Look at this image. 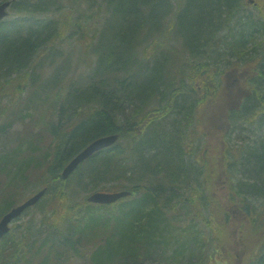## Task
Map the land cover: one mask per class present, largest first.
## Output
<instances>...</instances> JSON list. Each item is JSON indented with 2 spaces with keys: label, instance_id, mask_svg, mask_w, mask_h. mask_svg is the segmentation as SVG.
Here are the masks:
<instances>
[{
  "label": "trees",
  "instance_id": "trees-1",
  "mask_svg": "<svg viewBox=\"0 0 264 264\" xmlns=\"http://www.w3.org/2000/svg\"><path fill=\"white\" fill-rule=\"evenodd\" d=\"M7 1L10 14L0 22V103L32 91L38 60L60 58L74 36H86L96 62L86 86L74 77L61 80L60 112L68 109V119L65 129H52L55 145L41 158L47 192L33 215L0 242V264H142L165 254L167 221L185 206L209 229L215 260L225 253L232 221L242 218L256 238L247 242L256 253L250 264H264V0L0 3ZM61 69L47 91L57 86ZM230 71L240 72L236 91ZM126 110L128 118L119 121ZM197 113L209 136L220 132V147L211 143L203 155L187 148L185 131ZM239 128L252 136L228 144ZM115 134L114 147L62 180L64 167L85 147ZM2 158L0 166L10 159ZM89 187L133 195L95 205L87 202ZM15 206L0 205V219ZM190 227L174 258L199 241L197 225Z\"/></svg>",
  "mask_w": 264,
  "mask_h": 264
},
{
  "label": "rangeland",
  "instance_id": "rangeland-1",
  "mask_svg": "<svg viewBox=\"0 0 264 264\" xmlns=\"http://www.w3.org/2000/svg\"><path fill=\"white\" fill-rule=\"evenodd\" d=\"M174 5L175 7L178 6L177 1L174 2ZM76 34L78 35V32ZM85 37H81L82 40H80L79 36H74L75 42L72 44L65 41L64 51L60 53V58L54 61L50 59V54L47 56L43 54L44 56L38 60L39 64L36 65L38 67V82L35 81V88L32 91L30 88L21 92L15 97H7L0 103V159H3L2 156L10 158L9 162H3L0 166L1 206L8 204L11 206L18 205L44 187V163L42 164L41 158L55 145L56 138L52 134V129L61 127V129H65L67 127L68 109L64 115L60 112V106L63 104L65 96L58 97V92L63 87L61 80L66 77H74L78 81L79 86H86L88 83L85 78L90 74L88 72L96 62L95 58L92 57V52L87 48L89 42L84 39ZM60 68L62 69L59 71L57 86L47 91V81L53 78ZM227 73H229L227 77L230 80H239L240 72L230 71ZM231 85L234 86V81H231ZM236 87L235 85L232 89L236 91L238 89ZM57 100H59L58 103ZM129 113L130 111H124L118 117L119 121H125ZM188 124H190L188 130L185 131L189 141L187 148L196 147L198 154L203 155L212 151L210 149L211 143L214 145L213 149L215 150L220 147L218 143L220 138L219 130H213V135L209 136V126L203 118L199 117L198 113L196 122L191 121ZM181 125L183 124L181 123ZM220 130H224V127ZM251 136V131L239 128L232 132L227 141L228 144L235 146L245 140V138H250ZM164 157L168 158V155L165 154ZM18 172H20L19 175H17ZM219 182V187L221 188L224 183L222 176L219 177ZM222 189H225V187ZM95 191H99L98 188L89 187L87 195ZM82 193L79 195V198L82 197ZM33 211V209L29 210L13 226L27 221L33 215ZM195 215L196 212L190 207L185 206L180 217L179 214L174 218L169 217L170 220L167 222H169L170 226L164 234L167 237L165 240L171 243V245L166 248L165 254H162L160 251L159 255L155 254L156 256L153 259L151 257L143 259L142 264L251 263L256 253L254 252L255 250L249 248L250 244L247 242H253L256 238L250 233L251 231L247 224L246 228L243 229L245 220L240 217L241 219L237 218L239 219L238 221H232L230 233L227 234L229 241L228 243H222L225 253L219 251L220 253L215 260L213 247L208 242L211 237L210 231L209 229L202 228L197 221H193ZM235 215L237 216V214ZM191 224L193 226L194 224L195 226L197 225V229L200 232L199 241L197 244L187 245V250L182 255L174 258L173 252L180 247L179 245L183 240L188 238L187 234L192 230ZM195 232L197 233L196 230ZM177 238L180 241H177ZM260 241L258 240V242ZM229 253L231 255L227 256Z\"/></svg>",
  "mask_w": 264,
  "mask_h": 264
},
{
  "label": "water",
  "instance_id": "water-1",
  "mask_svg": "<svg viewBox=\"0 0 264 264\" xmlns=\"http://www.w3.org/2000/svg\"><path fill=\"white\" fill-rule=\"evenodd\" d=\"M11 2L0 3V22L9 15ZM119 140V135H108L98 138L85 147L78 155H76L63 169L61 178L67 181L78 167L92 157L94 154L105 149L113 147ZM47 188L40 190L35 195L26 200L23 204L13 208L3 216L0 221V241L10 232L11 223L19 218L27 209L37 205L46 195ZM133 195V192L122 190L119 192H94L87 201L98 205H113L123 198H128Z\"/></svg>",
  "mask_w": 264,
  "mask_h": 264
}]
</instances>
